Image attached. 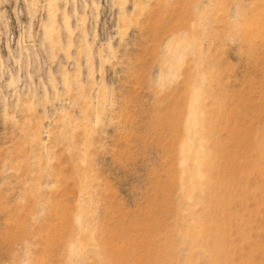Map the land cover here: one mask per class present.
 I'll list each match as a JSON object with an SVG mask.
<instances>
[{
	"label": "rangeland",
	"instance_id": "rangeland-1",
	"mask_svg": "<svg viewBox=\"0 0 264 264\" xmlns=\"http://www.w3.org/2000/svg\"><path fill=\"white\" fill-rule=\"evenodd\" d=\"M0 264H264V0H0Z\"/></svg>",
	"mask_w": 264,
	"mask_h": 264
},
{
	"label": "bare ground",
	"instance_id": "bare-ground-1",
	"mask_svg": "<svg viewBox=\"0 0 264 264\" xmlns=\"http://www.w3.org/2000/svg\"><path fill=\"white\" fill-rule=\"evenodd\" d=\"M193 107H194V106H193ZM195 158H196V161H197V162H201V160H202V159L200 158V156H196ZM186 177H187V176H186ZM183 178H185V176H184Z\"/></svg>",
	"mask_w": 264,
	"mask_h": 264
}]
</instances>
